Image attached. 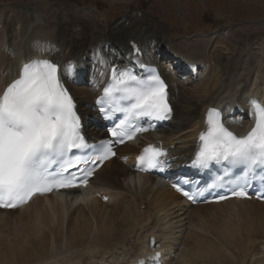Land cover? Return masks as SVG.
<instances>
[{"label":"bare ground","instance_id":"obj_1","mask_svg":"<svg viewBox=\"0 0 264 264\" xmlns=\"http://www.w3.org/2000/svg\"><path fill=\"white\" fill-rule=\"evenodd\" d=\"M27 7H32L34 14L30 15ZM59 7L47 0H28L10 9L0 7V93L20 75L23 62L36 56L48 57L62 68L72 65L68 73H64L63 81L72 84L71 91L79 106L88 110L86 106L93 101L94 95L100 94L101 85L106 83L107 74L102 63L122 58L129 60V54H133L130 41H140L145 51V63L161 66L162 76L170 84L169 94L174 108V130H160L150 137L174 145L173 155L179 162L194 154L198 134L206 128L209 109L220 108L222 115L230 118L239 110L244 123H249L245 118L249 116L250 99L257 98L264 103V57L244 54L243 43L236 33H224L228 39L225 48L207 47L205 41L183 43L156 23L139 18L138 14H127L114 25H109L100 24L102 17L94 7H72L69 11ZM170 54L184 57L197 75L191 78L190 86L178 78L179 73L174 69L163 67L162 58ZM99 58H103V62ZM82 77L81 82L85 84L76 85ZM233 120L235 122L231 125L237 131L244 128L240 120ZM136 150V144H127L120 152L125 155ZM113 162L104 166L103 172L110 173L108 179L99 174L95 180V188L120 190L111 192L115 200L109 205L112 211L87 191L76 200L64 195L40 197L30 205L34 206L30 212L17 210L20 212L18 216L14 215L15 210H0V225L5 224L11 231L14 228L10 240H13L12 253L4 252L3 264H34L42 259L52 263L57 256L67 252L72 254L69 261L80 262L85 255L92 254V258L86 257V264H99L100 260L94 263L92 259L106 254L113 256L114 251L141 226L156 234L155 228L158 226L159 229L161 225L159 219L167 218L171 213L183 215L185 220L196 216L209 224L205 225L207 227L202 225L200 228L204 232H201L191 229L192 221H189L185 243H191L183 257L184 263L237 264L233 255L224 256L223 247L237 250V256L241 258L248 247L255 246L256 236H264L263 203L227 200L185 211L184 201L163 182L150 175H134L130 166L132 159L121 163L122 168L114 166ZM226 206L228 209L225 210ZM133 208L138 209V213ZM221 218L227 221L221 223ZM164 229H160V233L167 239ZM208 232L217 242L211 244L206 239ZM161 239L164 259L169 255L167 247L172 244L166 245L167 241ZM141 243L140 246L133 245L131 259L142 256L147 250V242ZM215 252L217 255H213ZM259 262L264 264V260Z\"/></svg>","mask_w":264,"mask_h":264},{"label":"snow or ice","instance_id":"obj_2","mask_svg":"<svg viewBox=\"0 0 264 264\" xmlns=\"http://www.w3.org/2000/svg\"><path fill=\"white\" fill-rule=\"evenodd\" d=\"M70 68L71 64L61 69L43 58L27 60L19 77L0 93V208L19 207L36 194L54 189L87 185L94 171L87 165L115 155L113 144L133 139L134 133L142 130L141 119L171 118L168 86L158 73L146 69L147 75L138 76L130 69L113 66L111 80L97 104L108 119L117 121L116 112L121 114L110 130L114 140L89 144L61 80V71L67 74ZM249 108L254 123L243 137L224 126L220 110L209 109L206 130L199 135L201 143L192 161L193 167L204 169L214 163L224 165L210 187H216L217 182L230 184L233 195L241 197L253 183L264 186V106L253 99ZM166 163L167 152L158 145L145 147L138 157L143 170H163ZM72 168L76 171H70ZM184 195L194 201L199 192L185 191Z\"/></svg>","mask_w":264,"mask_h":264},{"label":"rangeland","instance_id":"obj_3","mask_svg":"<svg viewBox=\"0 0 264 264\" xmlns=\"http://www.w3.org/2000/svg\"><path fill=\"white\" fill-rule=\"evenodd\" d=\"M15 1L20 0H0V5L4 4L5 9H10L13 6ZM28 1V0H22ZM49 4H55L60 6L61 9H66L69 11L72 7H80L83 9L94 7L95 10L99 12L102 17V22L100 24H109L114 25L121 19H123L127 14L136 15L138 14L139 18L144 20H150L153 23H156L160 28L165 29L167 33L171 36H174L175 39H180L183 43L193 44L195 42H204L207 47L209 45H217L218 48H225L227 42V36L224 35L226 31H231V33H236L237 38L240 42L243 43L244 54H254L255 56L263 55L264 57V0H47ZM71 6V7H70ZM67 7V8H66ZM28 8V7H27ZM33 10V9H32ZM28 12V11H27ZM33 12V11H32ZM30 15L34 14L29 13ZM178 41V42H179ZM209 41V42H208ZM215 42V43H214ZM243 53L241 52V55ZM239 59V58H238ZM190 86V85H188ZM241 114V111H236L234 119H238L237 116ZM175 127L172 124L169 129ZM114 165V164H113ZM122 165V164H121ZM115 166V165H114ZM123 167V166H122ZM115 168V167H114ZM116 169V168H115ZM115 173V172H114ZM120 178H122L120 176ZM122 182L123 179H121ZM34 209V206L27 209L26 212H30ZM228 207H225V210ZM15 216L20 215V212L15 210ZM172 212V211H171ZM197 213V211L195 212ZM175 213H171V216ZM162 215V213L160 214ZM180 216V215H178ZM167 217V218H169ZM163 217L159 222L161 225L160 229L165 228L162 224L165 219ZM169 218V219H170ZM152 219L153 225L156 221ZM191 229H196L201 231L202 225L204 227L208 223L202 222L199 220V217L196 216L192 219ZM221 223L226 222L227 220H219ZM2 221L0 220V223ZM178 228V227H177ZM194 229V230H195ZM158 230V226L155 228ZM166 228L164 229V231ZM173 229H171L172 231ZM137 231V230H136ZM136 231L131 235V238L136 237ZM161 231V232H162ZM182 231V230H181ZM192 231V230H191ZM208 231V229H207ZM205 231V232H207ZM204 232V231H201ZM14 228L7 227L5 224L0 225V264H3V254L12 253L11 242L12 237L14 236ZM212 233L208 232L206 239L213 244L217 242L212 238ZM166 242V238L160 233ZM175 236V235H174ZM258 237H264L263 235H258ZM258 237L256 236L254 243L255 246L248 247L249 250L242 255L241 258H238V251L231 247H223L222 250L224 256L228 257L233 255L235 263L237 264H260L259 261L264 260V255H260V248L258 245ZM130 238L126 243L122 244L120 248H123V245L129 244ZM191 243V242H190ZM190 243L188 245H190ZM166 245H170L165 243ZM208 244V242L206 243ZM185 243V249L180 255L179 259H175L176 264H194L191 261L183 262V257L189 247ZM223 245L222 243L220 244ZM258 245V248H257ZM136 245H134L135 247ZM188 246V247H187ZM133 248V245H132ZM264 249V246L262 247ZM75 250V248H71ZM119 249V248H118ZM123 250V249H121ZM133 250V249H132ZM134 250H136L134 248ZM236 253V254H235ZM92 254L85 255V258H92ZM114 255V254H113ZM188 255V254H187ZM213 255H217L215 252ZM72 254L64 253L63 255L57 256L55 262L51 263V260H39L34 262V264H86L87 258L83 261H69ZM200 256V255H199ZM199 258V257H198ZM197 258V259H198ZM98 259V256L96 257ZM9 260V258H8ZM117 261H120V258H116ZM174 261V262H175ZM198 263V261H197Z\"/></svg>","mask_w":264,"mask_h":264}]
</instances>
